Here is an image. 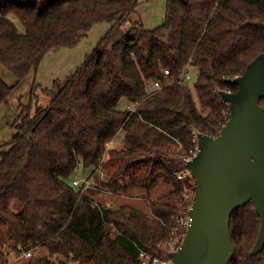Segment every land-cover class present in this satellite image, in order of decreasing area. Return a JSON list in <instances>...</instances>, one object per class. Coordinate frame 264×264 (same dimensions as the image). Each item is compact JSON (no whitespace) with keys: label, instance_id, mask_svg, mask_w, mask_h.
I'll return each mask as SVG.
<instances>
[{"label":"trees","instance_id":"obj_1","mask_svg":"<svg viewBox=\"0 0 264 264\" xmlns=\"http://www.w3.org/2000/svg\"><path fill=\"white\" fill-rule=\"evenodd\" d=\"M147 2L0 0V66L16 84L52 51L111 24L72 75L43 91L48 104L34 113L24 107L13 123L17 132L0 162V264L27 251L33 257L20 264H68L71 257L77 264H137L140 250L170 255L158 245L171 239L177 217L188 213L183 198L191 206L195 193L194 179L178 175L196 153L195 135L216 137L229 120L220 94L235 92L231 79L264 53V0H165L162 22L152 28L135 18ZM185 68L196 99L174 81ZM154 80L173 82L149 90ZM13 88L0 76V106ZM122 99L124 110L117 108ZM260 104L264 110V99ZM120 131L122 148H109ZM107 163L117 169L101 180L97 170ZM78 168L112 193L144 189L148 196L160 179L170 189L149 200L148 211L132 202L105 206L95 190L73 186ZM259 230L252 201L233 213L229 264H264V246L251 254ZM40 250L47 255H35Z\"/></svg>","mask_w":264,"mask_h":264},{"label":"water","instance_id":"obj_2","mask_svg":"<svg viewBox=\"0 0 264 264\" xmlns=\"http://www.w3.org/2000/svg\"><path fill=\"white\" fill-rule=\"evenodd\" d=\"M231 82L237 90L221 93L230 105L229 120L216 137L198 134L197 152L187 164L195 193L172 264H229L235 254L231 217L249 201L260 217L251 254L264 246V53Z\"/></svg>","mask_w":264,"mask_h":264},{"label":"rangeland","instance_id":"obj_3","mask_svg":"<svg viewBox=\"0 0 264 264\" xmlns=\"http://www.w3.org/2000/svg\"><path fill=\"white\" fill-rule=\"evenodd\" d=\"M164 5H165V0H150V2L141 4L138 7L140 9V11L138 12V15L136 16L133 15V16H135V18L140 16L145 22L147 21V24H146L147 28H152L153 26L158 25L162 22V16L164 15L163 14ZM146 10H149V11L145 12ZM151 17L154 19V22H156L155 24L152 25V27L149 26V20L152 19ZM9 18L16 24L19 32L21 33L24 32L22 25L20 24V22L17 20V18L14 15L11 14ZM105 24H108V23H105ZM128 24L129 22L124 27L126 28ZM58 51H59V54H61L60 59H59L60 63L64 62L65 60L62 59L63 58L62 52L64 51H62V48ZM51 64H54V62H52ZM77 67L74 68V70L70 72L69 74H67L66 76L72 75L76 71ZM64 69H66V65H64ZM60 70L61 69H58V67L56 66L52 67L53 74L60 73L61 72ZM0 76L3 78V80L8 86H14L13 91L11 92L9 97L0 106V162H1L4 154L10 150L9 143L12 141L14 135L17 132L16 127L13 126V123L17 119L21 109H23L24 107L25 108L29 107L31 110V113H34L37 106L45 107L48 104L49 99L45 96L43 91L45 89L52 88L53 83L48 87H44V86L41 87L40 85H37L38 83L36 82L35 72H31L24 80L16 84L17 82L16 77L12 73L7 71L5 68H3L2 66H0ZM66 76H57L58 78L57 80L63 81ZM147 86L149 90L154 89L153 83L149 82ZM188 87L190 88L192 95L196 99V92H195L193 85L189 83ZM128 104L129 103L126 99H122L117 105V108L120 110H124L128 107ZM123 139H124V132L120 131L115 137V139L113 140V142L109 144V148L111 149L114 148L117 150L121 149ZM107 158L108 156L105 157V159ZM116 169H117V163H107L105 165V169L100 168V170H97V174L100 175L101 180H102L105 178V176L103 177L104 171H107V173L110 176L116 171ZM89 173H90L89 170H83L81 168H78L72 180H75V179L79 181L86 180L88 178L87 176L89 175ZM185 175L190 176L189 172H186ZM97 183L98 182H96V180L91 182L90 189L95 190L96 192L95 195L101 199V202H103L105 206H112L116 208L120 204L132 202L134 205L139 206L145 211H148V201L149 200L158 198L162 194L167 193L170 189V186L165 184L162 181V179L158 180L157 185L149 193L148 196L145 194L146 190L144 189H135V190L133 189L128 194L112 193L108 191L107 189H103L99 187L98 185L99 183L98 184ZM185 199L186 197L183 198L182 202H184ZM192 200H193V197H191V201ZM189 201H190V198H189ZM177 204L179 205L180 202ZM18 208L19 207L17 205H13V209L17 210ZM35 255H38V257H42L44 255H47V252L45 250H40ZM20 258H24L23 254L22 256H20ZM20 258H12V259L19 260L15 264H20L22 260V259L20 260ZM65 261L68 264L78 263L77 261L73 259V257Z\"/></svg>","mask_w":264,"mask_h":264},{"label":"crops","instance_id":"obj_4","mask_svg":"<svg viewBox=\"0 0 264 264\" xmlns=\"http://www.w3.org/2000/svg\"><path fill=\"white\" fill-rule=\"evenodd\" d=\"M139 11L140 9L137 8V12ZM148 11L149 10H146L145 12H148ZM163 16H162V19H163ZM143 22L145 26L147 27L146 25L147 21L145 22L143 20ZM155 23L156 22H154L153 18L149 20L150 27H152V25ZM110 27H111V24H105V23L96 24L92 27V29L87 33V35L80 41L78 45H76L73 48H64V49L62 48V51H64L62 52L63 53L62 59L65 60L64 62L60 63L59 61L61 54H59L58 50L60 49L54 50L50 54H48L46 58L41 62L38 70L35 72L36 82L38 83L37 85H40L41 87L42 86L48 87L52 83H54V80L58 79L57 76H66L67 74L72 72L74 68L79 66L84 61L85 56L95 48L96 43L98 44V42L106 35ZM52 62H54V64H51ZM64 65H66V69H64ZM53 66H56L58 67V69H61L60 70L61 72L58 74L56 73L53 74L52 72ZM17 261L19 260L12 259L11 264H15L17 263Z\"/></svg>","mask_w":264,"mask_h":264},{"label":"built area","instance_id":"obj_5","mask_svg":"<svg viewBox=\"0 0 264 264\" xmlns=\"http://www.w3.org/2000/svg\"><path fill=\"white\" fill-rule=\"evenodd\" d=\"M165 74L168 76L169 71L166 70ZM233 79H231V81ZM191 80H192V75L190 74L188 69L185 68L184 71L182 72V74L178 78H176L174 81L178 82L179 84H181L183 86L188 87ZM172 82L173 81L171 80V81H168L166 84H163L160 81L154 80L152 82L153 86H154L153 90L154 91L160 90L164 86L169 85ZM225 92H229V91H225ZM229 93H231V92H229ZM130 109L132 111H134V106L130 107ZM197 140H198V135H195L194 141L197 142ZM196 152H197V147H196ZM186 172H188V171L186 170ZM186 172L179 174L178 178H180V179L183 178ZM91 182H93V177L87 178L86 180H82V181L75 179L72 181V184L74 187H82V191L84 192V191L90 189ZM188 204H189V197L186 196V199L184 200V203L182 204V206H183L182 209L183 210L188 209V213L186 215L181 214L177 217L178 226L174 230L173 236L171 237V239H169L166 242H161L158 245V247L161 250L167 251L170 255H168V256H157V255H153L151 253H148L146 251L140 250L139 254H138V258H137V264H172L171 256L173 253L177 252L179 250V248L181 247V245L183 244V241H184V238L186 236L187 229L189 226V222H190L189 210H190L192 204H191V206ZM184 232H185V234H184ZM23 257L26 259L32 258L33 252L32 251L24 252Z\"/></svg>","mask_w":264,"mask_h":264}]
</instances>
